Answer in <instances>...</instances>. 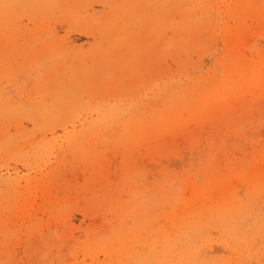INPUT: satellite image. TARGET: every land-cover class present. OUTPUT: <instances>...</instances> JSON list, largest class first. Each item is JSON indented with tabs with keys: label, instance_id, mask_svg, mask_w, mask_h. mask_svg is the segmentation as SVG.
Listing matches in <instances>:
<instances>
[{
	"label": "rangeland",
	"instance_id": "1",
	"mask_svg": "<svg viewBox=\"0 0 264 264\" xmlns=\"http://www.w3.org/2000/svg\"><path fill=\"white\" fill-rule=\"evenodd\" d=\"M262 41L258 0H0V264H264V186L248 196L232 178L222 216L183 203L189 182L217 198L219 169L264 168ZM233 56L261 81L194 115L193 87L231 76ZM172 111L175 128L124 154L129 123ZM109 188L131 217L104 199ZM122 229L139 231L135 246L118 247Z\"/></svg>",
	"mask_w": 264,
	"mask_h": 264
},
{
	"label": "bare ground",
	"instance_id": "2",
	"mask_svg": "<svg viewBox=\"0 0 264 264\" xmlns=\"http://www.w3.org/2000/svg\"><path fill=\"white\" fill-rule=\"evenodd\" d=\"M238 1V0H237ZM242 1V0H241ZM258 4H259V6L260 5H264V0H258ZM251 7V6H250ZM250 7H248V8H250ZM208 8H209V5H206L204 8H203V10L204 11H207L208 10ZM263 13V12H262ZM262 13H259V14H262ZM262 17V16H261ZM241 20H243V19H240V21ZM262 21V20H261ZM238 25V24H237ZM244 26V25H243ZM245 27V26H244ZM243 27V28H244ZM240 28H241V26H240ZM240 28H238V29H240ZM244 30V29H243ZM241 32V31H240ZM244 32V31H243ZM243 35V34H242ZM246 35V34H245ZM248 35V34H247ZM239 36H240V33H239ZM248 36H250V35H248ZM237 37V36H236ZM234 38V37H233ZM241 40V39H240ZM239 40V42H242V41H240ZM243 40V39H242ZM233 41V40H232ZM231 41V42H232ZM261 42V41H260ZM263 42V41H262ZM236 43V42H235ZM264 43V42H263ZM231 44V43H230ZM232 44H234V43H232ZM240 44V46L242 45L241 43H239ZM247 44V43H246ZM235 45V44H234ZM254 45V44H253ZM239 46V47H240ZM242 47H243V45H242ZM243 49V48H242ZM253 49V48H252ZM244 50V49H243ZM242 52V51H241ZM247 52V51H246ZM263 52V51H262ZM230 53H231V51H230ZM238 53V52H237ZM249 53V52H248ZM241 54H243V53H241ZM244 55V54H243ZM264 55V54H263ZM237 56V55H236ZM236 56H233L234 58L236 57ZM245 56V55H244ZM247 59V58H246ZM232 60H235L234 62V64H233V62H231L232 63V65L229 63L228 64V66H230V68H228V70H231V72L232 71H234V72H232L231 73V76L229 75V74H226V76H223L222 78H218L217 76H218V73H217V75H216V77L218 78V81H217V83L216 82H213V83H206V85H204V86H195V87H193V89H192V96L194 97V101H193V104H191V107L194 109V115H196V114H198V115H200V118L205 114H207L208 112H210V111H214V113H216L217 111H222L223 112V109H225V108H223L222 107V104H220L221 103V100H223V103L226 101V99L227 100H229V99H231L232 97H234V95L231 97V98H229L230 97V94L231 93H229V90L230 89H232V90H235L236 88H237V86H239V85H241V86H248L249 88L250 87H252V86H254L255 84H256V82H260L261 81V79H262V77H261V79H260V74H261V72L260 71H258V70H255L254 68L252 69L251 68V66H248L249 64H246L245 62H243V60L242 59H240L239 57H237V58H235V59H233L232 58ZM231 60V61H232ZM227 61H228V59H227ZM248 61V60H247ZM229 62V61H228ZM248 62H250V61H248ZM253 62V61H252ZM256 62V61H255ZM219 63V62H218ZM251 63V62H250ZM259 63V62H258ZM227 65V64H226ZM262 65V64H261ZM202 66H203V64H202ZM256 65H253L252 67H255ZM264 66V65H263ZM217 68V67H216ZM227 68V67H226ZM220 69V68H219ZM222 69V68H221ZM205 70V69H204ZM217 70V69H216ZM227 70V69H226ZM218 71H220V70H218ZM215 72V71H214ZM226 72V71H225ZM257 72V73H256ZM186 74H188V73H186ZM210 74V73H209ZM189 75V74H188ZM208 78V77H207ZM260 79V80H259ZM165 85V84H164ZM260 85H262V83L260 84ZM263 85H264V82H263ZM162 86H163V84H162ZM169 86V85H168ZM168 86H165V88L167 87L168 88ZM258 86V85H257ZM174 87V85H172L171 87H170V89L171 88H173ZM185 87V86H184ZM165 88H164V90H165ZM178 88V87H177ZM258 89H257V91L259 92V90H260V88H262V87H257ZM253 89V88H252ZM263 89V88H262ZM243 90H245V89H243ZM242 90V91H243ZM251 90V89H250ZM250 90L248 89V90H246V92L248 91L249 93H252V92H250ZM253 91H255V90H253ZM162 93H163V91H161ZM238 93H240V92H238ZM243 93V92H242ZM257 93V92H256ZM253 95H254V92L252 93ZM260 94H262V92L260 93ZM163 95V94H162ZM165 95V94H164ZM237 95V94H236ZM242 95H244V93L242 94ZM238 96H241V93H240V95H237V97ZM248 96H250V95H248ZM256 96V95H255ZM167 97V96H166ZM236 98V97H235ZM246 98V97H245ZM249 98V97H248ZM251 99L250 100H252V95H251V97H250ZM244 99V98H243ZM234 101H235V99H233ZM253 100H254V97H253ZM151 101V100H150ZM163 101H165L164 99H163ZM230 101V100H229ZM237 101V100H236ZM240 101V103H244V102H242V101H244V100H239ZM245 101H247V99L245 100ZM158 103H160V102H158ZM228 103V102H227ZM227 103L225 102V107H227ZM232 103H235V102H232ZM240 103H237V105L236 106H239L240 105ZM153 105V104H152ZM235 105V104H234ZM244 105V104H243ZM242 105V106H243ZM0 106H1V104H0ZM155 106V105H154ZM229 106V105H228ZM3 107V106H2ZM159 107V106H158ZM230 107V106H229ZM160 108V107H159ZM189 108V107H188ZM229 109V108H228ZM149 110V109H148ZM192 111V109H188L187 111H189V112H186V114L187 113H189V114H191L190 112ZM156 111H159L158 109L156 110ZM1 112V111H0ZM149 112V111H148ZM185 112V111H184ZM150 113V112H149ZM148 113V114H149ZM213 113V112H212ZM213 113V114H214ZM239 113V112H238ZM150 114H154V112L152 113H150ZM156 114V113H155ZM188 114V115H189ZM222 114V113H221ZM220 114V115H221ZM2 115V114H1ZM192 115V114H191ZM208 115V114H207ZM206 115V116H207ZM210 115V114H209ZM216 115V114H215ZM174 116V112L172 111V113H170V112H164V113H162V115L160 116V117H156L154 120V123H152L151 125H148V124H145L144 126H138V125H136V126H133V124L132 123H129L128 124V127H127V129H126V131H125V133L122 135V142L125 144V143H127L126 144V146L124 147V154L126 155V156H129V154L131 153V152H133L137 147H138V145H139V142L141 141V140H145L149 135H152V136H154V137H162V136H164V132L166 131V128H169V129H173V128H175L174 127V123L171 121L172 120V117ZM186 116V115H185ZM206 116H204V117H206ZM213 116V115H212ZM216 116H219V115H216ZM222 116V115H221ZM189 117L190 118H192L193 117V115H192V117L189 115ZM208 117H211V115L210 116H208ZM189 118V119H190ZM193 118H195V116L193 117ZM200 118H197V119H200ZM203 118V117H202ZM207 118V117H206ZM196 119V120H197ZM193 120V119H192ZM195 120V121H196ZM202 120V119H201ZM204 120V119H203ZM202 120V121H203ZM177 121H178V119H177ZM186 121V123H187V120H185ZM201 121V122H202ZM178 122H180V120L178 121ZM183 122V121H182ZM197 122H199V121H197ZM185 123V122H184ZM183 123V124H184ZM185 123V124H186ZM200 123V122H199ZM264 123V122H263ZM1 124V123H0ZM182 124V123H181ZM189 124V123H188ZM202 124V123H201ZM166 125H173V126H167L166 128H164ZM181 126V125H180ZM183 127V126H182ZM185 127V126H184ZM89 128V127H88ZM120 128V127H119ZM118 128V129H119ZM180 129H182V128H180ZM183 129H185V128H183ZM178 130V129H177ZM3 132V131H2ZM170 137V136H169ZM215 139H217L216 137H215ZM214 139V140H215ZM218 140V139H217ZM230 140H232L231 138H230ZM2 141V140H1ZM204 141V140H203ZM228 141V140H227ZM235 141V139H233V142ZM183 142V141H182ZM215 142H217V141H215ZM204 143V142H203ZM236 143H237V141L235 142V144H234V146L236 145ZM184 144H185V142H184ZM209 144V143H208ZM230 145H231V143H229ZM178 145H180V144H178ZM205 145V144H204ZM210 145V144H209ZM208 145V146H209ZM150 147V146H149ZM181 147V146H180ZM240 147V146H239ZM154 148V147H153ZM228 148V147H227ZM149 149H151V148H149ZM245 149V148H244ZM260 150V149H259ZM236 151H237V148H236V150H235V153H236ZM199 152V151H198ZM200 152H202L201 150H200ZM221 152V151H220ZM262 152V151H261ZM183 153V152H182ZM186 153V152H185ZM260 153V152H259ZM133 154V153H132ZM136 154V152L134 153V155ZM191 154V153H190ZM200 154H202V153H199V155L198 156H202V155H200ZM216 154H217V152H216ZM187 155V154H186ZM197 155V154H196ZM220 155H221V153H220ZM226 155V154H225ZM225 157V156H224ZM249 158V157H248ZM140 159V158H139ZM189 159V158H188ZM187 159V160H188ZM247 159V158H246ZM256 159V158H255ZM186 160V161H187ZM223 160V159H222ZM226 160V159H225ZM229 160V159H228ZM251 160V159H250ZM257 160V159H256ZM163 161V160H162ZM185 161V160H184ZM183 161V162H184ZM194 161V160H193ZM246 161H248V160H246ZM159 162H161V161H159ZM164 162V161H163ZM219 162H221V161H219ZM218 162V163H219ZM223 162V161H222ZM165 163V162H164ZM186 163V162H185ZM217 163V162H216ZM216 163H214L215 165L214 166H216ZM226 163V162H225ZM241 163V162H240ZM260 163V162H259ZM154 164V163H153ZM176 164H178L177 163V160H176ZM180 164V163H179ZM193 164V163H192ZM227 164H229V163H227ZM264 164V163H263ZM151 165V164H150ZM155 165V164H154ZM185 165V164H184ZM183 165V166H184ZM187 165V164H186ZM213 165V164H212ZM220 165V164H219ZM222 165V164H221ZM220 165V166H221ZM231 165V164H230ZM170 166V165H169ZM180 166V165H179ZM213 166V167H214ZM220 166H216V169L217 168H219ZM228 166V165H227ZM239 166V165H238ZM264 166V165H263ZM155 168L157 167V165H155L154 166ZM177 167V166H176ZM212 167V166H211ZM228 167H231V166H228ZM233 167V166H232ZM147 168V167H146ZM222 168H223V166H222ZM225 168V167H224ZM223 168V169H224ZM213 169V168H212ZM223 169H219L218 170V176H215V174H211L212 175V177H208L209 178V180H210V184H213V188H215L217 191V193L219 194V196L217 197V198H213L212 196H206V193L208 192H206V188L205 187H200L199 185L197 186L196 185V183L195 182H189V183H191V186L190 187H193V192H194V197L192 198V200L191 199H189V200H184V205L186 206V209H189L190 211V213H194V212H196L197 210H199V212H201V213H203V212H210V213H213V215H214V213H220L221 214V216L224 214V213H226V212H228L231 208H233L234 207V200L235 199H237L236 198V193H234V185L232 184V183H230V180L232 179V178H236V179H242V180H244L245 182H246V184H247V189L246 190H244V192L245 191H247L248 192V196H250V195H253V194H255V193H257V192H259L260 191V189H261V187H263L264 186V168L263 169H261L260 168V166L258 165L257 166V163H253V162H245L244 164H242V166H241V168H240V171H238V172H233L234 171V169H233V174L232 173H229V168H227L228 170H223ZM151 170H152V168H151ZM232 170V169H231ZM204 172V171H203ZM206 172V171H205ZM208 172V171H207ZM206 172V173H207ZM211 172V171H210ZM209 172V173H210ZM213 172V171H212ZM149 173V172H148ZM205 173V174H206ZM214 173V172H213ZM204 174V176H205V178H206V175ZM208 174V173H207ZM146 175H147V173H146ZM148 175H150V174H148ZM209 175V174H208ZM150 177V176H149ZM148 177V178H149ZM149 180V179H148ZM190 181H192V180H190ZM240 181V180H239ZM188 183V182H187ZM187 185V184H186ZM189 185V184H188ZM210 186V185H209ZM244 186H245V184H244ZM110 187V186H109ZM189 187V186H188ZM211 188V187H210ZM190 189V188H189ZM209 190V189H208ZM106 193V195L104 196V199H108L107 200V202H112L113 204H114V210H115V213L116 214H121L122 216H124V215H129L130 217L132 216V214H133V212L135 211V210H132L131 208H130V205H128V204H124L123 202H122V200L120 199V197L119 196H117L116 194V192H114L113 190H111V188H109L108 190H107V192H105ZM239 193V192H238ZM242 193V192H241ZM171 194H173V192L171 193ZM216 194V193H215ZM209 195V194H208ZM214 195V194H213ZM183 196V195H182ZM242 196H245V193L244 194H242ZM122 197H123V195H122ZM121 197V198H122ZM246 197V196H245ZM188 198V197H187ZM244 198V197H243ZM248 198V197H247ZM247 198H245V199H247ZM199 199H201L202 200V204L201 205H199V206H197V207H195L196 206V200H199ZM248 199H250V198H248ZM172 200V199H171ZM250 200H252V199H250ZM254 200V199H253ZM141 201V200H140ZM255 201V200H254ZM240 202V201H239ZM242 202H243V200H242ZM241 202V203H242ZM245 202L246 201H244V204H245ZM249 202V201H248ZM111 203V204H112ZM182 203V204H183ZM197 203H199V202H197ZM207 203H209L210 204V206L209 205H207ZM112 204V205H113ZM252 204V203H251ZM248 205V204H247ZM250 205V204H249ZM248 205V206H249ZM238 206H240V205H238ZM238 206H237V208H238ZM166 207V206H165ZM241 207V206H240ZM239 207V208H240ZM243 207V206H242ZM241 207V208H242ZM237 208L235 209V210H237ZM240 208V209H241ZM109 209H111V208H109ZM173 209H176V208H173ZM172 209H170V211H171ZM112 211V210H111ZM169 211V210H168ZM176 211H178V210H176ZM180 211V210H179ZM184 211V210H183ZM242 211V210H241ZM240 210H239V212H241ZM238 212V211H237ZM113 213V212H112ZM179 213V212H178ZM177 213V214H178ZM201 213H199V214H201ZM126 215V216H127ZM216 215V214H215ZM169 217H170V215H169ZM174 217H176V216H174ZM98 219H100V217L98 218ZM97 219V220H98ZM135 221V220H134ZM129 222V221H128ZM138 222V221H137ZM205 222V221H204ZM139 227V226H138ZM138 227H135V228H133L134 230H138L137 228ZM192 228V227H191ZM193 228H194V226H193ZM119 229V228H118ZM101 230V229H100ZM123 230V229H122ZM120 231V230H119ZM127 231H129V230H127ZM127 231H125V230H123V232H122V234H113V232H112V238H118V247H120V248H126V247H133V246H135L136 245V243H137V240H138V238H139V236L138 235H140V233H139V231L138 232H134L133 231V233H134V236H133V239H131V240H128V236H129V234L127 233ZM131 231V230H130ZM195 231V230H194ZM198 231V230H197ZM100 232V231H99ZM188 232V231H187ZM192 232H193V230H192ZM181 233V232H180ZM101 234V233H100ZM182 234V233H181ZM187 234V233H186ZM110 235H111V233H110ZM172 238H173V236H171ZM109 238H111V236L109 237ZM109 238H107V239H109ZM114 238V240H116ZM182 238V237H181ZM176 239V238H175ZM111 240V239H110ZM140 240V239H139ZM66 241H68L67 239H66ZM116 241V242H117ZM175 240L173 239V242H174ZM70 242H71V240H70ZM70 242L68 241V242H66V244L64 245V247H67L68 248V246H66L67 244L69 245L70 244ZM171 242V241H170ZM107 243H110V241L108 240L107 241ZM149 243V242H148ZM148 243H146V246H147V244ZM162 244H164V242L162 243ZM172 244V243H171ZM143 245H145V244H143ZM165 245V244H164ZM214 246V245H213ZM87 247V246H86ZM161 247V246H160ZM67 248H66V250H67ZM72 248V247H71ZM70 248V249H71ZM112 248V246H110V249ZM135 248H137V247H135ZM138 248H140V246L138 247ZM138 248H137V250H138ZM144 248V247H143ZM142 248V249H143ZM171 248H172V246H171ZM218 248V247H217ZM127 249V248H126ZM214 249L216 250V248L214 247L213 248V251H214ZM83 250H85V249H83ZM134 250V249H133ZM169 250V249H168ZM46 251V250H45ZM63 251V250H62ZM130 251V250H129ZM153 251V250H152ZM201 251V250H200ZM133 252V251H132ZM136 252V251H135ZM208 252V251H207ZM63 253V252H62ZM137 253V252H136ZM168 253H170V251L168 252ZM172 253V252H171ZM189 253H192V252H189ZM189 253H187V254H189ZM210 253H212V252H210ZM36 254V253H35ZM58 254L60 255V251L58 252ZM138 254V253H137ZM137 254H136V258H137ZM192 254H194V253H192ZM32 255H34V254H32ZM140 255V254H139ZM153 255V254H152ZM197 255V254H196ZM200 255V254H199ZM36 256V255H35ZM133 257H135L134 255H132ZM132 256H130L131 258H133ZM198 256V255H197ZM129 257V258H130ZM195 256H193V258H194ZM207 257V256H206ZM135 258V259H136ZM155 258H157V257H155ZM196 258V257H195ZM142 259V258H141ZM140 259V260H141ZM154 259V258H153ZM187 260V259H186ZM192 260V259H191ZM193 261V260H192ZM184 262V261H183ZM182 262V263H183ZM181 263V264H182ZM185 263V262H184ZM193 264H195L194 262H192ZM127 264V263H126ZM191 264V263H190Z\"/></svg>",
	"mask_w": 264,
	"mask_h": 264
}]
</instances>
